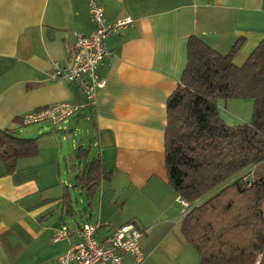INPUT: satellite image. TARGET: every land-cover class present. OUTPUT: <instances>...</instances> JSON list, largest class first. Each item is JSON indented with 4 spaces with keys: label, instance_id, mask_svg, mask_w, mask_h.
I'll use <instances>...</instances> for the list:
<instances>
[{
    "label": "crops",
    "instance_id": "crops-1",
    "mask_svg": "<svg viewBox=\"0 0 264 264\" xmlns=\"http://www.w3.org/2000/svg\"><path fill=\"white\" fill-rule=\"evenodd\" d=\"M98 1L107 23L130 18L133 25L106 37L110 56L96 68L104 84L91 107L71 83L48 79L53 63L71 66L74 33L91 32L89 0H0V130L35 139L39 148L10 174L0 160V264H54L76 243L73 233L84 223H66L79 209L69 191L77 189L74 175L64 180L61 166L79 148L101 160V186L109 181L121 190L114 203L132 207L120 225L135 221L143 231L139 264H199L179 230L183 207L166 182V101L180 81L190 36L222 54L242 39L233 62L247 59L264 39V0ZM57 102L81 109L56 126L21 124L26 113ZM217 110L228 126L248 123L253 102L219 101ZM80 126L86 137L66 158L56 131ZM104 223L106 232L113 227ZM63 226L72 235L52 243ZM124 263L137 264L127 255Z\"/></svg>",
    "mask_w": 264,
    "mask_h": 264
},
{
    "label": "trees",
    "instance_id": "trees-1",
    "mask_svg": "<svg viewBox=\"0 0 264 264\" xmlns=\"http://www.w3.org/2000/svg\"><path fill=\"white\" fill-rule=\"evenodd\" d=\"M242 41L222 54L190 36L180 81L166 101V182L188 204L179 230L199 264H264V173L254 177L264 165V39L236 65ZM229 100L253 102L248 123L228 126L220 119L218 102ZM38 153L35 139L0 130L5 174ZM68 160L73 187L90 209L106 170L83 148Z\"/></svg>",
    "mask_w": 264,
    "mask_h": 264
},
{
    "label": "built area",
    "instance_id": "built-area-1",
    "mask_svg": "<svg viewBox=\"0 0 264 264\" xmlns=\"http://www.w3.org/2000/svg\"><path fill=\"white\" fill-rule=\"evenodd\" d=\"M88 13L92 30L89 34L74 33L71 66L63 68L53 63L48 74L50 81L64 79L74 85L86 103L93 107L96 94L103 87V80L96 74L98 64L110 56L105 46L106 37L112 32L129 28L133 20L125 18L107 23L103 7L98 0H89ZM81 107L68 102H57L41 107L21 117L22 125H33L49 122L53 126L64 123L72 115L80 111ZM176 201L183 207V216L188 210V204L177 197ZM103 224L84 223L73 233L76 243L64 254L55 259L54 264H125L124 256H130L139 264L144 257L141 253V237L143 231L132 223L121 225L113 229L110 236L103 240L97 238V231ZM72 235L63 226L52 237V243L67 239Z\"/></svg>",
    "mask_w": 264,
    "mask_h": 264
},
{
    "label": "rangeland",
    "instance_id": "rangeland-1",
    "mask_svg": "<svg viewBox=\"0 0 264 264\" xmlns=\"http://www.w3.org/2000/svg\"><path fill=\"white\" fill-rule=\"evenodd\" d=\"M86 125L90 128L89 122ZM85 130L86 127L80 126L77 127V130L75 131H56L57 138H59L58 141L65 149L66 158L68 157L69 152L73 153L74 151L72 149L78 147L80 142L86 137ZM84 145L86 146V144ZM95 155L96 153L94 156ZM71 165L72 162H69L67 158L66 167L64 165L61 166V177L69 182H71L74 175L73 171H71ZM262 173H264V165L255 169L254 177L258 178ZM69 191L71 192L72 200H74V202L76 200L78 203L79 212L75 213L72 218H68L66 223L68 225H74L75 222L79 224L86 222L96 224L99 222L100 225H105L107 223L104 222L107 221L108 224L113 227L107 232L106 228H100L97 231V238L99 240H103L106 235L110 236L113 229H118L121 226L120 224L123 223L125 215L130 213L132 210V207L129 206V204H125L121 207L120 202L114 203L115 199H117L118 195L121 193V190H116L110 187L109 181L103 182L100 190L96 193L92 201V207L90 209L87 207L86 200L84 196L80 195V191L78 189H70ZM72 192L74 193L72 194ZM100 214L102 220H100Z\"/></svg>",
    "mask_w": 264,
    "mask_h": 264
}]
</instances>
